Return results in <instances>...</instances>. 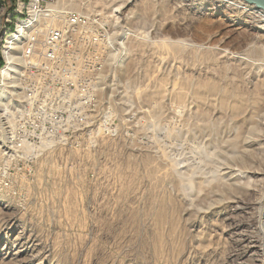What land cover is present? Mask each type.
<instances>
[{
    "label": "rangeland",
    "instance_id": "1",
    "mask_svg": "<svg viewBox=\"0 0 264 264\" xmlns=\"http://www.w3.org/2000/svg\"><path fill=\"white\" fill-rule=\"evenodd\" d=\"M58 5L118 38L98 93L117 135L71 140L66 169L56 154L0 173V264H264L263 17L224 0ZM14 6L0 0V47Z\"/></svg>",
    "mask_w": 264,
    "mask_h": 264
},
{
    "label": "built area",
    "instance_id": "2",
    "mask_svg": "<svg viewBox=\"0 0 264 264\" xmlns=\"http://www.w3.org/2000/svg\"><path fill=\"white\" fill-rule=\"evenodd\" d=\"M38 9L42 23L26 48L28 107L8 111L14 118L17 151L0 154V172L5 174L33 171L56 154L54 165L66 169L71 140L94 148L99 135H117L112 128L117 116L109 107L102 110L92 85L98 63L108 53L103 48L108 21L101 12H64L58 0H38ZM74 106H81V113H74Z\"/></svg>",
    "mask_w": 264,
    "mask_h": 264
},
{
    "label": "bare ground",
    "instance_id": "3",
    "mask_svg": "<svg viewBox=\"0 0 264 264\" xmlns=\"http://www.w3.org/2000/svg\"><path fill=\"white\" fill-rule=\"evenodd\" d=\"M224 1L231 2L246 11H251L250 13H253V15L254 13L261 15L263 17L262 22H264V11L256 5L249 4L244 0ZM14 5L15 10L13 13L19 15L22 19H18L15 23V32L9 36L7 34L12 30L5 26L4 32L7 38L0 47L5 59V65L0 70V154L3 155H12V151H17L14 118L8 111H22L28 107V99L25 96V84L23 83V79L27 74V67L21 69L20 66H23V55L25 56L26 48L29 46V39L35 34V29L42 23V11L38 9V0H14ZM12 15V13L9 14V19L7 20H10ZM10 23L14 24L12 21ZM113 39L115 38L110 35L108 24L103 48L109 50ZM104 69L105 63L102 59L98 63L95 76L92 77V85L94 86V95L96 97H98ZM74 113H81V106H74ZM244 173L246 175L250 171H245Z\"/></svg>",
    "mask_w": 264,
    "mask_h": 264
},
{
    "label": "water",
    "instance_id": "4",
    "mask_svg": "<svg viewBox=\"0 0 264 264\" xmlns=\"http://www.w3.org/2000/svg\"><path fill=\"white\" fill-rule=\"evenodd\" d=\"M249 4L256 5L259 9L264 11V0H244Z\"/></svg>",
    "mask_w": 264,
    "mask_h": 264
},
{
    "label": "trees",
    "instance_id": "5",
    "mask_svg": "<svg viewBox=\"0 0 264 264\" xmlns=\"http://www.w3.org/2000/svg\"><path fill=\"white\" fill-rule=\"evenodd\" d=\"M0 63H2V60L0 59Z\"/></svg>",
    "mask_w": 264,
    "mask_h": 264
}]
</instances>
